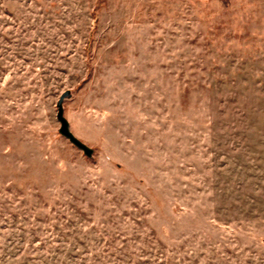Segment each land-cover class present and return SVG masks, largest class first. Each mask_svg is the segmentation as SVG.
Wrapping results in <instances>:
<instances>
[{"label": "rangeland", "instance_id": "obj_1", "mask_svg": "<svg viewBox=\"0 0 264 264\" xmlns=\"http://www.w3.org/2000/svg\"><path fill=\"white\" fill-rule=\"evenodd\" d=\"M0 264H264V0H0Z\"/></svg>", "mask_w": 264, "mask_h": 264}, {"label": "water", "instance_id": "obj_2", "mask_svg": "<svg viewBox=\"0 0 264 264\" xmlns=\"http://www.w3.org/2000/svg\"><path fill=\"white\" fill-rule=\"evenodd\" d=\"M70 95L69 91L64 92L58 102H57V116L56 119L60 123V129H59V135L63 136L65 139H67L71 146H74L76 149L81 151L84 156L87 158H91L94 151L91 148H88V146L81 141H79L70 131H69V125L66 119L63 116V101L65 98H67Z\"/></svg>", "mask_w": 264, "mask_h": 264}]
</instances>
